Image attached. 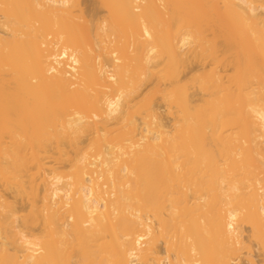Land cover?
<instances>
[{
    "label": "bare ground",
    "instance_id": "bare-ground-1",
    "mask_svg": "<svg viewBox=\"0 0 264 264\" xmlns=\"http://www.w3.org/2000/svg\"><path fill=\"white\" fill-rule=\"evenodd\" d=\"M93 1L0 0V264H264V0Z\"/></svg>",
    "mask_w": 264,
    "mask_h": 264
},
{
    "label": "rangeland",
    "instance_id": "rangeland-1",
    "mask_svg": "<svg viewBox=\"0 0 264 264\" xmlns=\"http://www.w3.org/2000/svg\"><path fill=\"white\" fill-rule=\"evenodd\" d=\"M92 2H93V4H94V2L95 1H93V0H84V4H83V7L84 8H86V9H92V7H91V5H92ZM103 12V11H102ZM103 14V13H102ZM104 15V14H103ZM102 15V16H103ZM255 63H256V61H255V56H253V59H252V61H251V64H250V66L248 67V69H247V71H246V82H247V84H248V88H249V90L251 91L252 89H254V88H256V84H257V79H256V69H255ZM223 70V69H222ZM225 70V69H224ZM225 75V74H224ZM222 85H223V87H226L227 86V79L226 78H224L223 80H222ZM254 253H255V258H256V260L258 261V262H260V260H261V262H262V260H263V256L261 255V253L259 252V250L255 247L254 248Z\"/></svg>",
    "mask_w": 264,
    "mask_h": 264
}]
</instances>
